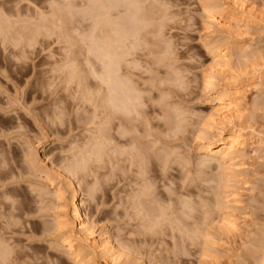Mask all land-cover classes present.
I'll list each match as a JSON object with an SVG mask.
<instances>
[{
  "label": "clouds",
  "instance_id": "clouds-1",
  "mask_svg": "<svg viewBox=\"0 0 264 264\" xmlns=\"http://www.w3.org/2000/svg\"><path fill=\"white\" fill-rule=\"evenodd\" d=\"M0 264H264V0H0Z\"/></svg>",
  "mask_w": 264,
  "mask_h": 264
}]
</instances>
